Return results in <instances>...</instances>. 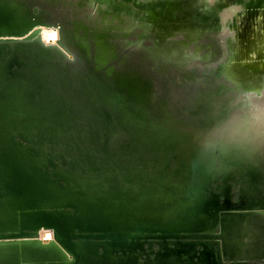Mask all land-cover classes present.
Segmentation results:
<instances>
[{
    "label": "water",
    "instance_id": "water-1",
    "mask_svg": "<svg viewBox=\"0 0 264 264\" xmlns=\"http://www.w3.org/2000/svg\"><path fill=\"white\" fill-rule=\"evenodd\" d=\"M68 3L0 0V264H199L216 151H264V0Z\"/></svg>",
    "mask_w": 264,
    "mask_h": 264
},
{
    "label": "flooded vegetation",
    "instance_id": "flooded-vegetation-1",
    "mask_svg": "<svg viewBox=\"0 0 264 264\" xmlns=\"http://www.w3.org/2000/svg\"><path fill=\"white\" fill-rule=\"evenodd\" d=\"M218 154L217 150L212 166L215 176L204 190L207 195L212 193L213 208L207 214L197 213L196 227L203 228L205 224L206 229L196 230L191 240L194 258L204 264L215 253L224 264H264V151L256 158H244L238 163L229 158L221 159ZM164 234V231L157 236L147 234L149 240L144 248L140 246L142 242L136 240L133 255L141 261L149 254L155 258L161 250L156 239L162 243L169 241ZM203 241L214 244L213 253Z\"/></svg>",
    "mask_w": 264,
    "mask_h": 264
},
{
    "label": "bare ground",
    "instance_id": "bare-ground-1",
    "mask_svg": "<svg viewBox=\"0 0 264 264\" xmlns=\"http://www.w3.org/2000/svg\"><path fill=\"white\" fill-rule=\"evenodd\" d=\"M90 2V0H85ZM69 6H74L75 0H69ZM78 4V2H76ZM42 36L44 40L48 43L56 42L59 38V29L56 26H43L42 27ZM41 237L47 241L53 237V230L52 229H42L41 230Z\"/></svg>",
    "mask_w": 264,
    "mask_h": 264
},
{
    "label": "clouds",
    "instance_id": "clouds-1",
    "mask_svg": "<svg viewBox=\"0 0 264 264\" xmlns=\"http://www.w3.org/2000/svg\"><path fill=\"white\" fill-rule=\"evenodd\" d=\"M251 119L257 125L264 127V109H256L251 114Z\"/></svg>",
    "mask_w": 264,
    "mask_h": 264
},
{
    "label": "rangeland",
    "instance_id": "rangeland-1",
    "mask_svg": "<svg viewBox=\"0 0 264 264\" xmlns=\"http://www.w3.org/2000/svg\"><path fill=\"white\" fill-rule=\"evenodd\" d=\"M261 47L264 48V43H263V45Z\"/></svg>",
    "mask_w": 264,
    "mask_h": 264
}]
</instances>
